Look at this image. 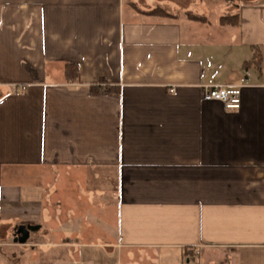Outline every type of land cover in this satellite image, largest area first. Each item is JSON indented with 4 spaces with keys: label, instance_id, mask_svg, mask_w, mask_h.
Instances as JSON below:
<instances>
[{
    "label": "crops",
    "instance_id": "0c3cea01",
    "mask_svg": "<svg viewBox=\"0 0 264 264\" xmlns=\"http://www.w3.org/2000/svg\"><path fill=\"white\" fill-rule=\"evenodd\" d=\"M0 264H264V0H0Z\"/></svg>",
    "mask_w": 264,
    "mask_h": 264
},
{
    "label": "built area",
    "instance_id": "2783aa9c",
    "mask_svg": "<svg viewBox=\"0 0 264 264\" xmlns=\"http://www.w3.org/2000/svg\"><path fill=\"white\" fill-rule=\"evenodd\" d=\"M205 101H216L229 111H238L242 106V87L206 86L203 92Z\"/></svg>",
    "mask_w": 264,
    "mask_h": 264
},
{
    "label": "trees",
    "instance_id": "16d2710c",
    "mask_svg": "<svg viewBox=\"0 0 264 264\" xmlns=\"http://www.w3.org/2000/svg\"><path fill=\"white\" fill-rule=\"evenodd\" d=\"M152 14L154 15H158V16H170L169 14H167L164 10L162 9H157L156 11H154ZM196 20H200L199 18H196L194 17ZM234 19L235 18H230V17H225L222 19V24L223 25H228V24H234ZM66 77L69 79V80H73V81H78V77H79V72H78V68L73 65V64H68L66 66ZM101 85L100 86H97V87H92L91 88V94H94V95H99V94H109L111 93L110 90L108 91H105L104 93L101 92Z\"/></svg>",
    "mask_w": 264,
    "mask_h": 264
},
{
    "label": "water",
    "instance_id": "95a60500",
    "mask_svg": "<svg viewBox=\"0 0 264 264\" xmlns=\"http://www.w3.org/2000/svg\"><path fill=\"white\" fill-rule=\"evenodd\" d=\"M39 230V226H19L15 229L14 242L26 245L30 239V234Z\"/></svg>",
    "mask_w": 264,
    "mask_h": 264
},
{
    "label": "rangeland",
    "instance_id": "374dc122",
    "mask_svg": "<svg viewBox=\"0 0 264 264\" xmlns=\"http://www.w3.org/2000/svg\"><path fill=\"white\" fill-rule=\"evenodd\" d=\"M112 187V186H111ZM33 236H34V234H33ZM103 239L104 238H102V236L101 235H97V234H92L91 235V237H89L88 238V240H90V241H97V242H99V244H101L102 242H100V241H103ZM30 241H33V239H31Z\"/></svg>",
    "mask_w": 264,
    "mask_h": 264
}]
</instances>
